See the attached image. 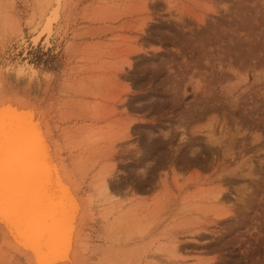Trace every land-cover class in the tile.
Wrapping results in <instances>:
<instances>
[{
  "label": "rangeland",
  "instance_id": "374dc122",
  "mask_svg": "<svg viewBox=\"0 0 264 264\" xmlns=\"http://www.w3.org/2000/svg\"><path fill=\"white\" fill-rule=\"evenodd\" d=\"M110 50L129 62L111 180L127 223L95 207L89 264H264V0H0V85L46 101L57 133Z\"/></svg>",
  "mask_w": 264,
  "mask_h": 264
},
{
  "label": "bare ground",
  "instance_id": "6f19581e",
  "mask_svg": "<svg viewBox=\"0 0 264 264\" xmlns=\"http://www.w3.org/2000/svg\"><path fill=\"white\" fill-rule=\"evenodd\" d=\"M118 54L95 53L91 74L103 82L104 90L90 92L93 101L85 100L81 107L71 106L70 117L78 127L61 134L55 131L46 101L18 86L0 85V247L17 264H89V230L97 205L103 217L120 212L118 224L127 223L122 214L128 210L115 202L111 188L117 141L129 138L131 124L126 84L117 83L129 62L123 55L115 64L111 58ZM209 121L208 139L214 138V122ZM88 142L91 147L83 152ZM100 169L98 193L90 179ZM34 199L41 203L32 206ZM32 209L43 212L42 221L35 220Z\"/></svg>",
  "mask_w": 264,
  "mask_h": 264
},
{
  "label": "water",
  "instance_id": "95a60500",
  "mask_svg": "<svg viewBox=\"0 0 264 264\" xmlns=\"http://www.w3.org/2000/svg\"><path fill=\"white\" fill-rule=\"evenodd\" d=\"M33 185L35 186V184H34V183H33ZM34 186H33V187H34ZM28 197H31V198H33V197H34V195H31V194H30ZM37 203H38V204H39V203H41V200H35V199H34V200H33V203H32V206H35ZM32 208H33V207H32ZM31 211H32V213H33V216H34L35 220H41V221L43 220V219H42V217H41V216H42V214H43V212H42V211H40V210H37V209H32ZM45 222H47V223H48V222H49V220H48V219H46V221H45Z\"/></svg>",
  "mask_w": 264,
  "mask_h": 264
}]
</instances>
